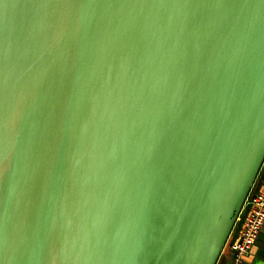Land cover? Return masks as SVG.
<instances>
[{"label":"water","instance_id":"1","mask_svg":"<svg viewBox=\"0 0 264 264\" xmlns=\"http://www.w3.org/2000/svg\"><path fill=\"white\" fill-rule=\"evenodd\" d=\"M264 160V0H0V264H214Z\"/></svg>","mask_w":264,"mask_h":264},{"label":"built area","instance_id":"2","mask_svg":"<svg viewBox=\"0 0 264 264\" xmlns=\"http://www.w3.org/2000/svg\"><path fill=\"white\" fill-rule=\"evenodd\" d=\"M258 186L255 190L254 184L252 185L233 226L238 225L239 232L238 240L231 245V264H244L245 257L250 254L264 228V171Z\"/></svg>","mask_w":264,"mask_h":264},{"label":"crops","instance_id":"3","mask_svg":"<svg viewBox=\"0 0 264 264\" xmlns=\"http://www.w3.org/2000/svg\"><path fill=\"white\" fill-rule=\"evenodd\" d=\"M264 171V160L262 165L259 166L256 174L252 181L255 187V190L259 187V181L261 177V173ZM238 232L239 226L233 228V225L228 229V232L224 238V243L221 246L217 257L215 259L214 264H231L233 260V252L231 245L238 240ZM244 264H264V228L262 233L256 242V244L252 247L250 254L245 257Z\"/></svg>","mask_w":264,"mask_h":264}]
</instances>
